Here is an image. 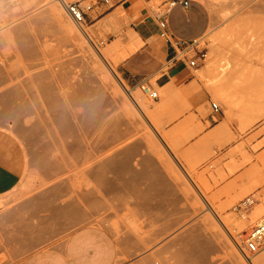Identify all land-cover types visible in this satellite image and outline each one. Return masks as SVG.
<instances>
[{"label": "rangeland", "instance_id": "1", "mask_svg": "<svg viewBox=\"0 0 264 264\" xmlns=\"http://www.w3.org/2000/svg\"><path fill=\"white\" fill-rule=\"evenodd\" d=\"M65 1L61 7L57 0H0V98L14 92L5 97L11 101L9 108H21L14 116L0 101V134L10 163L22 177L13 191L0 196V264H22L30 253L60 246L73 230L87 225L114 236L117 264H264V250L251 262L238 246L264 219V109L246 114L248 108H264V82L256 74L255 83L245 84L239 91L245 105L231 112L214 87L235 80L230 78L237 75L238 60L247 65L251 60V68L261 69L257 55L264 49V0H201L211 25L197 43L202 53L197 66L183 65L182 73H188L183 78L175 77L178 68L168 64L169 46L159 34L129 51L134 30L124 11L115 13L114 28L98 24L96 34L87 18L81 28L66 8L80 0ZM89 4L96 2H82ZM160 4L154 0L149 5L155 16L163 11ZM66 19L87 35L65 37ZM113 31L114 36H107ZM93 79L111 91L118 111L115 128L102 129L85 119L87 104L96 99L87 97L89 87L96 85ZM44 82L61 100H68L70 113L84 116L74 137L63 136L52 120L51 106L40 92ZM142 82L157 91L159 99L143 94ZM257 94L263 96L258 99ZM23 98L28 100L22 103ZM133 98L147 108L145 113ZM212 103L219 105L218 113L212 112ZM222 125L227 130L217 134ZM75 144L89 152V162L103 161L113 148L116 160H129V169L115 166V172H106L115 191L82 170L93 163L83 164L88 156L74 152ZM249 197L254 204L248 212H236ZM232 221L240 224L232 227Z\"/></svg>", "mask_w": 264, "mask_h": 264}, {"label": "crops", "instance_id": "2", "mask_svg": "<svg viewBox=\"0 0 264 264\" xmlns=\"http://www.w3.org/2000/svg\"><path fill=\"white\" fill-rule=\"evenodd\" d=\"M154 0H80L77 2L93 3V10L87 14L94 33H99L98 24L115 27V13L124 11L129 27L141 40H149L159 34L158 22L149 5ZM160 7L173 0H160ZM173 6L167 17L170 34L184 42H198L209 31L211 16L201 0H187L185 7L181 1ZM112 4V5H111ZM111 5V6H110ZM115 32H109L110 38ZM114 40V39H113ZM112 42V39H110ZM167 46H169L167 42ZM168 64L176 68L175 77L183 78L188 73L184 64H172L170 46L167 51ZM132 61L129 62V64ZM129 70H125L128 72ZM21 173L10 163L5 138L0 134V196L13 191L21 182ZM119 248L114 236L105 228L95 225L81 226L73 230L62 245L39 249L30 253L22 264H117Z\"/></svg>", "mask_w": 264, "mask_h": 264}, {"label": "bare ground", "instance_id": "3", "mask_svg": "<svg viewBox=\"0 0 264 264\" xmlns=\"http://www.w3.org/2000/svg\"><path fill=\"white\" fill-rule=\"evenodd\" d=\"M65 0H57V2L59 3V4H61L60 6L61 7H63V3L65 4V2H64ZM57 3V4H58ZM58 4V5H59ZM60 8V7H59ZM61 9V8H60ZM60 9H58V8H56V11L58 12V10H60ZM261 9V8H260ZM61 11H63V10H61ZM63 13V12H62ZM59 16H61L60 15V11H59ZM64 15V14H63ZM65 16V15H64ZM64 16H63V19H64ZM71 20V19H70ZM64 23L66 24V25H64L65 27L63 28L64 30H62V32H64L65 33V37H67V36H73V37H75L76 38V36H77V39L76 40H78V37L79 36H81V33H83V34H86L87 35V31L85 30V29H83V31L80 33L79 31H78V29L75 27V25L71 22V21H69V19L67 20H64ZM249 27V26H248ZM58 31H60V29L58 30ZM251 31V30H250ZM57 32V31H56ZM61 32V31H60ZM241 32H243V31H241ZM245 32V31H244ZM58 33V32H57ZM80 34V35H79ZM82 34V35H83ZM129 35V34H128ZM242 35L243 34H241V36L240 37H242ZM244 35H245V33H244ZM87 37V36H86ZM88 37H90V36H88ZM245 37V36H244ZM245 38H247V36L245 37ZM89 39V38H88ZM129 39V41H130V44H129V46L128 47H130V52H133L135 49H136V47H137V45L141 42L139 39H138V37H137V35L135 34V33H132L131 32V34H130V37L128 38ZM244 39V38H243ZM81 40V39H80ZM87 40V39H86ZM91 40V39H90ZM246 41V40H245ZM264 41V40H263ZM128 42V41H127ZM247 42H248V40H247ZM65 43V42H64ZM67 43V42H66ZM79 44H81L80 42H78ZM77 44V43H76ZM251 44V43H250ZM72 45V44H71ZM82 45V44H81ZM80 45V46H81ZM90 45V44H89ZM73 46V45H72ZM74 46H75V44H74ZM127 46V45H126ZM70 47V46H69ZM126 48V47H125ZM240 48V47H239ZM73 49V48H72ZM80 49V48H79ZM28 50H29V48H28ZM81 50V49H80ZM91 50V49H90ZM126 50H128V48H126ZM31 51L33 52V50L32 49H30V53H31ZM84 51V50H83ZM85 51H86V49H85ZM29 52V51H28ZM61 52V51H60ZM79 52V51H78ZM91 52V51H90ZM95 52V51H94ZM125 52V51H124ZM260 52H263L262 54L261 53H259L258 55H257V57H258V60H261V65L259 66V67H261V69H257V70H255V69H253V68H251L250 67V65H254V63L252 64L251 63V60L249 61L250 63H249V65H247L246 64V60H245V62H243V64H242V61L239 63V60L238 61H236V62H234L235 64H236V68H235V70L237 71V75H236V77H234L235 75L233 74V76H232V78H230V79H233V78H235V80L234 81H231V82H228V81H226L227 83H229L227 86H224V85H226L227 83L225 82V84L223 83V85H222V83H220V84H217V85H215L214 87H215V91H216V93H217V98L220 100V101H222V103H225L229 108H230V112H231V110H233L234 109V107L235 106H237V105H241V106H244L245 104H244V97H243V94H242V96L240 97V93H239V91L244 87V86H246L248 83H250V82H254L255 83V81H256V79H257V77H256V74H258L259 76H260V79H262V80H260L259 78H258V80L261 82V81H263L264 82V49H263V47H262V50H260ZM34 53V52H33ZM67 53V52H66ZM93 53V52H92ZM97 53V52H96ZM69 54V53H68ZM86 54V53H85ZM88 54V53H87ZM124 54V53H123ZM90 55V54H89ZM87 56V57H90V56ZM100 55V54H99ZM98 55V56H99ZM105 55L106 54H104V55H102V53H101V57H103L104 59H106L105 58ZM97 56V57H98ZM59 57V56H58ZM101 57H100V59H98V61L99 60H101ZM107 57V56H106ZM128 57V56H127ZM260 57V58H259ZM60 58V57H59ZM69 58V57H68ZM86 58V57H85ZM99 58V57H98ZM63 59V58H62ZM218 59V58H217ZM247 59V58H246ZM93 60V59H92ZM96 60V59H95ZM257 60V59H256ZM257 60V61H258ZM72 61H73V59H72ZM97 61V60H96ZM255 61V60H254ZM101 62V61H100ZM239 64H238V63ZM256 62V61H255ZM259 62L260 61H258V65H259ZM59 63V62H58ZM61 63V62H60ZM68 62L66 61V64H67ZM72 63V62H71ZM97 63V62H96ZM245 63V64H244ZM248 63V62H247ZM100 64V63H99ZM105 64V63H104ZM213 64H215V63H211V64H209V66H208V69L210 70L211 69V67L213 66ZM256 64H257V62H256ZM64 65H65V63H64ZM63 65V66H64ZM102 65V64H101ZM61 66V65H60ZM99 66V65H98ZM255 66V65H254ZM55 67V66H54ZM68 67V66H67ZM101 67V66H100ZM99 67V68H100ZM103 67V66H102ZM100 68V69H102L103 71H105V69H103V68ZM218 67V66H217ZM233 67V66H232ZM253 67V66H252ZM257 67V66H256ZM258 67V68H259ZM60 68V67H59ZM58 68V69H59ZM63 68V67H62ZM61 68V69H62ZM98 68V67H97ZM47 69V68H46ZM55 69V68H54ZM53 69V70H54ZM99 69V70H100ZM233 69H234V67H233ZM60 70V69H59ZM62 70H64V69H62ZM102 70H100V71H102ZM215 70H216V68H215ZM234 70V71H235ZM108 71V70H107ZM233 71V72H234ZM236 71L234 72V73H236ZM57 72V71H56ZM73 72V71H72ZM41 73H42V71H41ZM95 73V72H94ZM97 73V72H96ZM109 73H110V71H109ZM220 73V72H219ZM40 74V73H39ZM44 74V73H43ZM65 74V73H64ZM102 74V73H101ZM218 74V73H217ZM216 74V75H217ZM47 75V74H46ZM111 75V74H110ZM5 76V75H4ZM92 76V78H93V75H91ZM98 76H99V74H98ZM111 76H114V75H111ZM54 77H55V75H54ZM97 77V76H96ZM95 77V78H96ZM100 77V76H99ZM106 77V76H105ZM256 78V79H253V78ZM55 78H57V76L55 77ZM65 78V77H64ZM68 78V77H67ZM70 78V77H69ZM90 78V77H89ZM114 78V77H113ZM54 79V78H53ZM58 79V78H57ZM100 79H102V78H100ZM92 80V79H91ZM96 80H98V79H93V82L95 81L96 82ZM103 80V79H102ZM108 79H106L105 81H107ZM255 80V81H254ZM70 81V80H69ZM101 81V80H100ZM109 81V80H108ZM107 81V82H108ZM219 82H220V80H219ZM253 83V84H254ZM262 83V82H261ZM69 84V83H68ZM89 84H92V83H89ZM105 84V83H104ZM246 84V85H245ZM109 85H111L110 83H109ZM249 86H250V84H248ZM247 85V86H248ZM252 85V84H251ZM262 85V84H261ZM263 85H264V83H263ZM108 87V86H107ZM112 87V86H111ZM110 87V88H111ZM109 88V87H108ZM113 88V87H112ZM121 88V87H120ZM55 89H57V88H55ZM85 89H88V88H85ZM262 89V88H261ZM6 90V89H5ZM4 90V91H5ZM110 90V89H109ZM109 90L101 83V82H96V85H92V86H90L89 87V89H88V96L87 97H95L96 99H95V102H90V104H87V107H89L88 109V112H87V114H85V116H87V118L85 117V119H89L90 121H92L93 123H95V126H100V128H102L103 129V127H112V128H115V117H116V114H117V112L118 111H116L117 110V107H115V104H113V98H112V96H111V94H110V92H109ZM263 90V89H262ZM262 90H261V92H262ZM64 91V90H63ZM67 91V90H66ZM119 91V90H118ZM118 91H117V94L119 95V94H121V93H118ZM40 92H43L41 95L42 96H45V98L44 99H47L48 100V102H49V104H50V106H51V108H50V106L49 105H47V106H49L48 108H50L51 110H52V112H53V117H52V120H54L55 119V121H57V123H58V125H59V127H60V132L63 134V136L64 135H66L65 137H74V134L76 133V129H75V126L77 127L78 125L79 126H81V124L84 122V116L83 117H79L77 114V116L76 115H74V112L73 113H70V110H69V107H71V106H68V100L66 101V100H61V98L59 97V93H57L56 92V90H54V88L51 86V85H49V84H46L45 82L42 84V91H40ZM60 92V91H59ZM116 92V90L113 92V93H115ZM10 93V92H9ZM14 93V92H13ZM12 93V94H13ZM18 93H20V92H18ZM18 93H17V95H18ZM24 93H25V91H24ZM65 93H68V92H64V94ZM8 94V93H7ZM7 94H5V96H3V97H1L0 98V101H4V103H5V108H6V106H7V113L8 114H11V115H14L15 116V114H19V113H21V108L19 107V109H17V110H12V109H10L11 107L9 106V104L11 103V101H10V103H9V100H6V98L5 97H11V95L10 94H8V96H7ZM44 94V95H43ZM69 94V93H68ZM259 94H261V93H259ZM259 94H257L256 96H258L257 98L259 99V97H261V96H263V95H259ZM10 95V96H9ZM17 95H16V98H17ZM20 95V94H19ZM23 95V94H22ZM79 95V94H78ZM84 95V94H83ZM117 95V97H119ZM13 96V95H12ZM41 96V97H42ZM65 96H67V95H65ZM86 95H84V97H85ZM116 96V95H115ZM21 98H22V96H20ZM25 97H27V96H25ZM38 97H40V96H38ZM69 97V96H68ZM116 97V98H117ZM125 97V96H124ZM16 98H12V99H16ZM29 98V97H28ZM121 98V97H120ZM264 99V96L263 97H261L260 99ZM10 100H11V98H9ZM76 99V98H75ZM93 99V98H92ZM112 99V100H111ZM122 99V98H121ZM17 100H18V98H17ZM23 100H25V101H27L28 99L27 98H23L22 99V103H23ZM43 100V99H42ZM90 100V99H89ZM88 100V101H89ZM119 100V99H118ZM122 100H124V105H125V107L130 111V110H133L132 108V105H131V103L127 100V99H122ZM132 100H134V104H137L138 105V108H140V110L143 112V113H145L146 112V109H145V106H143V104H139L137 101H135L136 99H132ZM237 100H239V102L237 103ZM16 101V100H15ZM25 101H24V103H25ZM45 101V100H44ZM76 101V100H75ZM81 101V100H80ZM87 101V102H88ZM31 102V101H30ZM85 102V101H84ZM87 102H85V103H87ZM116 102V101H115ZM123 102V101H122ZM75 103V102H74ZM17 104H19L18 103V101H17ZM46 104H48V103H46ZM73 104V103H72ZM117 104V103H116ZM121 104V103H120ZM119 104V105H120ZM3 105V104H2ZM78 105V104H77ZM118 105V106H119ZM20 106H21V104H20ZM22 106H23V104H22ZM27 106V103L25 104V107ZM30 106V105H29ZM117 106V105H116ZM10 107V108H9ZM124 107V108H125ZM246 108V107H245ZM245 108L243 109V110H245ZM24 109V111L26 112V109L27 108H23ZM29 109V108H28ZM71 109V108H70ZM105 109V110H104ZM106 109H108V110H106ZM119 109V108H118ZM121 109V108H120ZM247 109V108H246ZM264 108H263V104H261V105H259V106H257L256 108H251L250 110H249V108H248V110H246V111H249L250 113H246V114H248V116L251 114V112H254V111H262ZM50 110V111H51ZM126 110V109H125ZM6 111H5V113H6ZM27 111H29V110H27ZM134 111V110H133ZM246 111H244V112H246ZM81 112V111H80ZM115 112H116V114H115ZM122 112V111H121ZM120 112V113H121ZM140 112V111H139ZM244 112H243V114H244ZM4 113V114H5ZM6 113V114H7ZM28 113H30V112H28ZM82 113H84V112H82ZM120 113H119V115H120ZM131 113H134V112H132L131 111ZM131 113H127L128 115L129 114H131ZM147 113H149L148 112V110H147ZM22 114H23V112H22ZM124 114V113H123ZM242 114V113H241ZM29 115V114H28ZM3 116V115H2ZM51 116V115H50ZM130 116V115H129ZM14 118H16V117H14ZM54 118V119H53ZM11 119V118H10ZM19 119V118H18ZM84 119V120H83ZM137 119V118H136ZM88 120V121H89ZM129 120V119H128ZM245 120V119H244ZM54 121V122H55ZM75 121V125H73L74 122ZM81 121H83V122H81ZM80 122H81V124H80ZM119 122H121V121H119ZM119 124V123H118ZM121 125H123V123L122 124H120L119 125V127H121ZM128 125H131V129L132 128H134V127H132V124L130 123V124H128ZM127 125V126H128ZM57 127V126H56ZM59 127H58V129H57V131L59 130ZM98 127L96 128V129H98ZM226 127V125L224 126V125H222L219 129H217V134H219L220 132H223L225 129L227 130V128H225ZM112 128H110V129H112ZM80 130H81V128H79ZM79 129H77V130H79ZM121 129V128H120ZM126 129H128L127 127H126ZM80 130H79V133H80ZM128 130H130V129H128ZM115 131V130H114ZM121 131H126V130H123V128H122V130ZM127 133H128V131H126ZM131 132V131H130ZM60 133V134H61ZM123 133V132H122ZM125 133V132H124ZM123 133V134H124ZM132 133V132H131ZM130 134V133H129ZM216 134V133H215ZM222 134V133H221ZM78 135V132H77V134H76V136ZM125 135V134H124ZM62 136V135H61ZM82 146V145H81ZM81 146H78L77 144H75V146H74V148L73 149H77V151H75V150H73L74 152H78V155L80 156H83V154H84V152H85V154H87V153H89V152H86V151H84L83 150V148H82V150H81ZM133 150V149H132ZM131 152V151H130ZM81 153V154H80ZM83 153V154H82ZM110 153H111V151H110ZM84 154V155H85ZM90 155V154H89ZM87 156H88V154H87ZM84 158H85V156H83ZM116 157H115V149L113 148L112 149V153H111V155L110 156H108L106 159H104L103 161L101 160V162H99L100 160H98V161H95L94 163L96 164V162H98L97 164H96V166H95V164L93 163V160L91 159V163H93V164H91V166L92 167H85L84 165H86L88 162H89V156H88V158L86 157L85 159H87L88 161H86V160H83L84 162H83V164L84 163H86V164H84V165H82V166H84V167H82L83 169L82 170H86L87 169V171H86V174H89L90 173V175L91 176H93V177H95V178H97V180H99V181H102L103 183H105L108 187H109V190H111V191H115V187H113L112 186V181H110L108 178H107V176H106V172L107 171H112V172H115V166H119V167H122V168H126V169H129V165L128 164H130V163H128L127 162V160H125V159H121V160H116L115 159ZM98 159V158H97ZM101 159V158H100ZM129 161V160H128ZM90 162H89V164H90ZM128 163V164H127ZM94 165V166H93ZM57 167V166H56ZM89 170V171H88ZM89 172V173H88ZM73 179H74V177H73ZM72 179V180H73ZM71 182V181H70ZM73 182V181H72ZM71 182V183H72ZM111 182V183H110ZM92 193V192H91ZM86 194V193H85ZM89 197V196H88ZM35 211V210H34ZM45 215V214H44ZM233 222H235V221H232V223ZM231 222H230V225H233L232 227H237L239 224H240V222H238V223H236V224H232ZM259 224H262V225H264V219H260V221H259ZM239 228V227H238ZM242 228V226H240V229ZM196 242V241H195ZM194 242V243H195ZM24 244V243H23ZM198 244H200L201 245V243H198ZM235 258V257H234ZM252 264H259V262H254V263H252Z\"/></svg>", "mask_w": 264, "mask_h": 264}, {"label": "built area", "instance_id": "4", "mask_svg": "<svg viewBox=\"0 0 264 264\" xmlns=\"http://www.w3.org/2000/svg\"><path fill=\"white\" fill-rule=\"evenodd\" d=\"M177 2V0L168 2L163 6V11L157 14L156 19L158 22L159 36L165 39L170 46V50L172 51L170 62L172 64L182 63L186 65V67L195 68L198 61L197 55L202 54L198 51V42H184L178 40L174 38L169 32L167 17L170 13L171 8L175 6ZM181 3L185 7H187L188 5L187 0H182ZM93 6V4L82 5L80 2L66 4L68 12L72 16L76 24L81 28H83V24L86 22L87 14L93 10ZM192 53H194V55ZM139 88L143 92V94H145L150 99H159L158 92L153 90L147 83L142 82L141 84H139ZM211 110L213 113H218L220 111V107L218 104L212 103ZM253 204L254 199L252 197H249L243 200L235 208V210L238 213L248 212ZM238 246L246 259L252 262V257L256 256L264 250V225L259 224L251 228L250 231L245 235V239L243 240L242 244H238Z\"/></svg>", "mask_w": 264, "mask_h": 264}]
</instances>
